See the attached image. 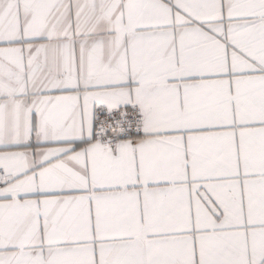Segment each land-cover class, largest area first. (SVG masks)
Wrapping results in <instances>:
<instances>
[{"label":"snow or ice","instance_id":"snow-or-ice-1","mask_svg":"<svg viewBox=\"0 0 264 264\" xmlns=\"http://www.w3.org/2000/svg\"><path fill=\"white\" fill-rule=\"evenodd\" d=\"M0 264H264V0H0Z\"/></svg>","mask_w":264,"mask_h":264}]
</instances>
